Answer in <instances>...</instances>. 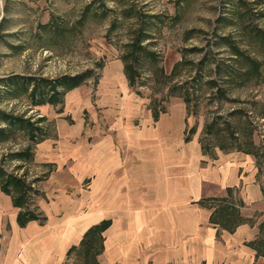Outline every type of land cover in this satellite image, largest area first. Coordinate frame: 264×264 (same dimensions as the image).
<instances>
[{
	"label": "rangeland",
	"instance_id": "rangeland-1",
	"mask_svg": "<svg viewBox=\"0 0 264 264\" xmlns=\"http://www.w3.org/2000/svg\"><path fill=\"white\" fill-rule=\"evenodd\" d=\"M257 31H264V0H0V167L28 186L24 209L90 210L98 160L114 156L132 159L124 183L131 198L145 196L156 175L141 163L167 156L178 135L181 142L189 135L185 185L201 180L199 196L186 204L218 209L219 223L202 221L218 228L219 239L250 226L245 240L264 256V193L247 191L256 183L264 189V35ZM75 75L81 83L67 88ZM227 166L250 183L229 191L210 180V171ZM9 198L0 190V228L19 211L4 213ZM151 199L133 205L154 224L163 205L155 191ZM101 233L62 264H213L179 259L156 236L131 258L111 261Z\"/></svg>",
	"mask_w": 264,
	"mask_h": 264
},
{
	"label": "crops",
	"instance_id": "crops-1",
	"mask_svg": "<svg viewBox=\"0 0 264 264\" xmlns=\"http://www.w3.org/2000/svg\"><path fill=\"white\" fill-rule=\"evenodd\" d=\"M171 126L172 124L168 126L170 130ZM178 136L170 146L171 151L166 149L167 156L145 158L146 161L141 163L155 173L156 178L153 181L150 179L149 186H145L144 190L148 191L145 196L137 193L136 199L131 198V188L124 183L127 173L124 165L133 166L135 163L131 162L132 159L122 161L120 157L114 156L110 161L105 158L98 160L92 191L96 201L90 210L79 209L75 215L70 211L60 216V206L55 203L43 208L46 213L38 208L46 216L44 222L35 219L21 226L17 219L21 207L15 206L12 195L2 190L0 179L1 193L11 196L9 205L4 207V213L10 206L19 208L12 217L13 221L6 218L5 225L0 228V233L4 234L0 239V264H62L68 260L71 252L82 244L91 227L108 219L111 224L101 233L102 255L111 261L131 258L138 244L156 236L160 238L161 244L167 245L169 249L175 246L179 259L196 257L213 264H264V256L256 257V251L248 245L250 241L245 240L251 235L250 226L237 225L236 231L227 230V234L223 236L224 240L219 239L218 228L208 226L206 222L210 221L214 210L208 213L200 206L186 204L187 199L199 196L201 179L198 175L196 179H192V184L188 182L187 186L185 185V140L178 141ZM238 171L239 169L231 166L221 167L210 171L209 176L214 177L210 180L218 182L230 191L241 182L250 183L249 176L239 177ZM154 191L163 205V214L160 222L151 224L150 215H144L146 210L134 208L133 204L139 197L140 203L148 206V203H152L151 196ZM247 191L252 198L264 193L259 183L251 184ZM200 199L197 200L198 203ZM202 217L206 220L202 221ZM8 225L11 229L5 236ZM241 240L243 244L234 250V246H238ZM68 264L74 263L69 261Z\"/></svg>",
	"mask_w": 264,
	"mask_h": 264
},
{
	"label": "trees",
	"instance_id": "trees-1",
	"mask_svg": "<svg viewBox=\"0 0 264 264\" xmlns=\"http://www.w3.org/2000/svg\"><path fill=\"white\" fill-rule=\"evenodd\" d=\"M257 33L264 35V31L263 32L257 31ZM134 45H136L137 47L135 46V49L131 53H134L136 55V50L138 49V47H140V42L137 41L136 43L133 44V46ZM135 60H136V58H135ZM135 60H133V61L135 62ZM132 62H129V61L126 62V64H125V72H126V75L128 77L130 85L131 86H135L136 76L138 74H137V71L134 68V64ZM79 83H81V76L80 75H75V76H72V77H66L65 84H66L67 88H74ZM48 100L53 102L54 101V97L52 96ZM154 116L157 119L158 116H159V113L155 112ZM190 130H192V128L188 130V133H189ZM33 133H34V131H33ZM184 140L185 141H189V140H191V137L189 135H186ZM238 149L240 150L241 148L238 147ZM241 150L246 152V153H251L248 150H243V149H241ZM24 154H28L27 151L18 153V155H24ZM0 179H1V188H2V190L5 193H7V194H11L12 195L13 202H14L15 206L21 207V210H20V212L18 214V218H17L18 219V223L21 226H24L30 220H35L36 219V220H40L41 222H44L46 220V216L43 213H41L40 211L29 209V208L24 209V205L27 202V196H28L29 188L25 184V181L22 178L17 177V176H11V175L9 176L8 174L6 175L5 171L0 167ZM217 211H218V209L215 208L214 211L212 212V215L210 217V221L211 222L219 223L218 222V217H217ZM228 211L236 212L234 206L228 207ZM110 223H111L110 220H103L99 224H96L93 227H91L88 230V232L86 233V235H85V237H84V239L82 241V244L88 242V236L90 234H93V232H96V231H99V230L103 231L105 228H107L110 225ZM232 230H233V228H232Z\"/></svg>",
	"mask_w": 264,
	"mask_h": 264
}]
</instances>
